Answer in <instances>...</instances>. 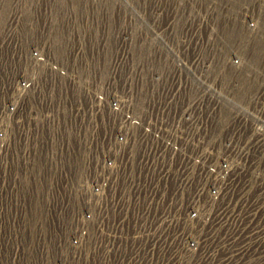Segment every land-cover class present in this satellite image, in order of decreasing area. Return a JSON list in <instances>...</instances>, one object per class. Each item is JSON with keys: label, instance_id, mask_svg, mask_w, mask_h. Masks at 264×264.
Here are the masks:
<instances>
[{"label": "built area", "instance_id": "2783aa9c", "mask_svg": "<svg viewBox=\"0 0 264 264\" xmlns=\"http://www.w3.org/2000/svg\"><path fill=\"white\" fill-rule=\"evenodd\" d=\"M44 1L0 5V264H67L71 255L75 264H119L141 227L150 232L145 186L149 204L161 187V213L186 199L201 204L179 181L177 144L235 137L242 128L223 117L222 131L195 133L198 111L206 109L208 121L218 110L196 93L223 95V111L252 128L246 134L263 144L257 159L264 158V61L255 59L264 0H159L151 13L117 10L116 0H62L59 8ZM132 61L140 75L129 70ZM199 61L205 74L196 72ZM177 96L180 110L170 104ZM151 145L165 153L153 175Z\"/></svg>", "mask_w": 264, "mask_h": 264}, {"label": "bare ground", "instance_id": "6f19581e", "mask_svg": "<svg viewBox=\"0 0 264 264\" xmlns=\"http://www.w3.org/2000/svg\"><path fill=\"white\" fill-rule=\"evenodd\" d=\"M133 49L134 46L131 45L130 50ZM255 49H257L255 59L262 62L260 53L263 54L264 46L260 45ZM137 65L140 64L132 61L128 66L134 75L142 73V68ZM202 68L200 61L196 63L197 73L207 72V69ZM199 88L202 91L206 89L204 83L200 81L196 89ZM180 97L181 95L179 99ZM196 98H199L204 108L210 104L217 105L218 110L209 116L208 121L206 109L198 111L193 123L195 133L200 135L210 126L214 133L222 131L226 125V121L224 124L222 122L223 117L229 120V126L235 131L242 128L235 137L231 135L221 139L213 135L207 141L191 139L177 144L178 152L174 164L181 165L179 181L188 198L192 189L195 196L200 195L201 204L192 208L188 206L186 199L185 204L177 212L169 206L161 213L163 210L161 206L164 205L163 199L158 202L161 187L157 188L156 197L153 203L149 204L146 201V193L152 189L148 187L149 185L145 186L140 193V204L147 206L145 215H148V221L152 220L150 232L145 233L147 225L141 227V233L129 243L127 254L119 264H264V158L257 159L258 152L261 153L263 150V144L260 142L255 144L254 139L251 140V136H247L248 126H245L246 123L240 125L242 119L236 120L234 124L235 117H232L234 113L223 111L225 101L223 95L199 92L196 93ZM177 99L178 96L170 104L180 110L182 101L180 103ZM237 111L246 117L245 113ZM227 131L230 130L227 129L225 133ZM211 132L212 130L209 131ZM241 132L246 135L240 136ZM159 143L160 141L156 144ZM165 145L169 151L174 147V143L168 140ZM149 148L145 153V160L151 167L150 174L153 175L164 167L165 153L160 152L154 145ZM246 161V168L241 171L242 163ZM260 162V167L250 173L251 164ZM170 177L173 181V174H170ZM138 178L139 176L134 178V188L137 186ZM178 200L179 193H176L173 203H178ZM157 202L161 215L155 214L154 206ZM132 209L133 207L129 219L133 218ZM126 224L127 220L124 226ZM124 226L118 227V238ZM143 233L145 237L141 239ZM115 249L111 254L114 263L118 250ZM71 256L67 264H75Z\"/></svg>", "mask_w": 264, "mask_h": 264}, {"label": "rangeland", "instance_id": "374dc122", "mask_svg": "<svg viewBox=\"0 0 264 264\" xmlns=\"http://www.w3.org/2000/svg\"><path fill=\"white\" fill-rule=\"evenodd\" d=\"M27 3H31L32 5L33 4H42L43 2H45L44 0H26ZM61 1L62 0H49V2H53L54 4V8L57 6L58 8L60 7V4H61ZM2 2L5 3V0H0V5L3 4ZM15 0H6V3L7 4H12L14 3ZM57 8V9H58ZM159 8V0H116V9L117 10H132L133 9V12H139V11H142V10H146L147 12H155L157 11ZM138 14V13H136ZM133 18H136L135 16H133ZM150 20L153 19L152 16L148 17ZM135 20H138L137 22H133V24L139 26V27H134L133 30L131 31V36L133 35V38H132V41L134 42L135 46L136 47H139L140 46V43H141V40H142V37L143 34L142 32H140V22H139V19H135ZM197 20V18L195 19V21ZM260 48H263V47H260ZM256 52H257V49H255ZM197 51H199V49H197ZM254 51V50H248L247 51V56H250L251 55V52ZM264 52V51H263ZM261 60L264 59V56L263 54H261ZM264 61V60H263ZM262 61V62H263ZM141 68V65H137ZM262 67V65H261ZM264 67H262L263 69ZM216 70V68H215Z\"/></svg>", "mask_w": 264, "mask_h": 264}]
</instances>
